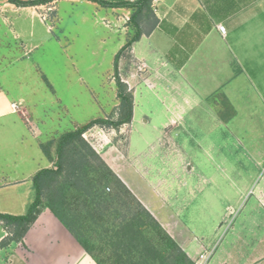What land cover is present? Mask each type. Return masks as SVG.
I'll list each match as a JSON object with an SVG mask.
<instances>
[{
	"label": "crops",
	"instance_id": "crops-1",
	"mask_svg": "<svg viewBox=\"0 0 264 264\" xmlns=\"http://www.w3.org/2000/svg\"><path fill=\"white\" fill-rule=\"evenodd\" d=\"M102 1L120 3L136 0ZM159 2L156 9L153 7L158 19L156 28L150 34H143L131 50V58L147 63L150 73L144 82H126L134 97L130 125L134 123L137 93L142 86L155 92L156 96L164 94L172 102V108H169L172 117L162 126V136L170 141L163 139L160 143L167 148L171 144L173 146V142L166 129L177 125L182 116L196 105H205L213 95H224L235 110L233 118L224 120L210 110L212 116L223 123L238 115L236 103L240 100L237 99H243L249 105L254 97L264 105V0ZM62 3L84 6L85 19L92 26L99 25V20L106 27L107 22L120 26L123 16L129 18L132 14L131 9L109 8L92 0H53L36 6H18L9 0H0V59L30 56L49 41L61 44L62 38H56L53 33L56 29L51 26L52 23L55 26L62 23L59 12ZM47 12L51 17L50 26L42 19ZM163 26L167 33L155 38L156 31ZM186 26L194 28L184 35L183 45H178L173 51L172 47L176 44L173 33ZM219 26L225 28V35L220 32ZM143 40L148 41V46L146 50H138L137 46ZM120 65L121 61L119 72ZM206 69L213 75V79L207 82L202 74ZM43 80L51 92H56L46 75H43ZM13 90L5 88L0 82V213L20 216L26 214L35 199L33 177L42 169L54 167V163L44 155L41 145L69 132L62 130L61 123L71 116L67 105L61 101L60 106L53 95L47 103L40 100L31 102L24 95L23 88L14 87ZM252 91L254 96L250 93ZM14 103L34 108L27 113L22 110L14 113L11 110ZM105 131L94 127L84 137L193 261L206 254L210 255L207 264H264V229H228L226 235L231 233L226 236V242L217 247L219 238L208 242L200 231L180 227L177 223L180 222L179 214L171 202L179 199L180 188L184 191L187 182L183 180L177 191L167 184L153 183L147 169L136 167L131 136L128 154H121V157H116L112 151L117 149L116 146L107 148L104 145L100 149L88 139L95 132L103 139ZM52 155L56 156L55 147ZM258 203L264 210L261 192ZM7 235V229L0 222V243ZM93 237L89 239L87 251L46 208L22 242H12L4 248L0 246V264H123L125 258L120 259L115 247L101 241L98 235Z\"/></svg>",
	"mask_w": 264,
	"mask_h": 264
},
{
	"label": "rangeland",
	"instance_id": "rangeland-1",
	"mask_svg": "<svg viewBox=\"0 0 264 264\" xmlns=\"http://www.w3.org/2000/svg\"><path fill=\"white\" fill-rule=\"evenodd\" d=\"M159 5V0H155L152 7L156 9ZM59 12L62 23L58 26L51 22L48 12L42 19L49 26L52 23V29H56L52 31L56 38H62V43L45 42L30 56L0 59V69L4 71H0V82L10 91L14 87L23 88L31 102L47 103L53 95L60 106L62 102L66 104L71 118L62 121L64 131L96 118L116 119L119 101L114 60L134 35L130 16H123L120 26L107 22L106 27L100 20L99 25L89 24L85 7L80 4L62 3ZM165 28L157 30L154 37L166 34ZM191 28L194 27H183L178 33L172 31L176 43L173 51L183 45V37ZM147 46L148 41L143 40L137 49L146 50ZM120 61L121 79L128 84L144 82L150 73L144 61L129 55ZM208 69L202 73L206 82L213 79ZM43 75L56 92L46 87ZM250 93L255 95L253 91ZM163 95L156 96L142 86L137 93L132 125L118 131L106 130L103 139L96 132L88 139L100 149L104 145L116 146L112 151L121 157L128 154L131 136L136 167L147 169L153 183L167 184L177 191L185 180L186 188L183 191L180 186L179 199L171 202L179 214L177 223L200 231L208 242L219 238L217 247L226 242V236L231 233L226 235L228 229H264V210L258 203L260 192L264 198V105L261 100L252 97L248 105L243 99H237L240 100L236 103L238 115L223 123L211 114L222 112V94L213 95L205 105H196L182 116V121L166 129L173 142L167 148L160 143L164 139L162 126L172 117L169 111L172 102ZM32 108V105L21 106L25 113ZM113 190L110 186L106 192L111 194ZM198 259L199 256L194 262Z\"/></svg>",
	"mask_w": 264,
	"mask_h": 264
},
{
	"label": "trees",
	"instance_id": "trees-1",
	"mask_svg": "<svg viewBox=\"0 0 264 264\" xmlns=\"http://www.w3.org/2000/svg\"><path fill=\"white\" fill-rule=\"evenodd\" d=\"M51 1L9 0L18 6H36ZM92 1L109 8L132 10L129 25L134 35L114 60L119 100L117 118L91 120L41 145L44 155L54 163V167L42 169L33 177L36 196L26 214L13 216L0 213V222L8 231L0 246L4 248L12 242H22L41 212L48 208L87 251L89 239L98 235L101 241L115 247L120 259L125 258L123 264H196L84 137L94 127L118 131L131 124L134 97L128 84L121 79L119 62L123 56H131L133 45L143 34H150L156 28L158 19L152 7L154 0L120 3ZM221 99L223 110L220 118H233V106L224 95ZM53 147L55 157L52 155ZM110 186L114 187L111 194L106 192Z\"/></svg>",
	"mask_w": 264,
	"mask_h": 264
},
{
	"label": "built area",
	"instance_id": "built-area-1",
	"mask_svg": "<svg viewBox=\"0 0 264 264\" xmlns=\"http://www.w3.org/2000/svg\"><path fill=\"white\" fill-rule=\"evenodd\" d=\"M219 30L223 35H225V28L223 26H219ZM11 110L14 113H19L21 111V104H18V103L12 104ZM209 258H210V255L202 254L199 256V259L196 262V264H207L209 261Z\"/></svg>",
	"mask_w": 264,
	"mask_h": 264
}]
</instances>
